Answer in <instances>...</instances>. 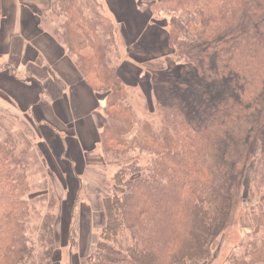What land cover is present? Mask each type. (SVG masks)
<instances>
[{
	"label": "trees",
	"instance_id": "1",
	"mask_svg": "<svg viewBox=\"0 0 264 264\" xmlns=\"http://www.w3.org/2000/svg\"><path fill=\"white\" fill-rule=\"evenodd\" d=\"M149 1L167 13H193L186 26L197 36L185 41L170 25L172 56L150 77L158 122L135 118L119 74L120 22L99 0H51L39 18L104 96V158H132L113 177L121 190L104 198L106 223L86 264H202L237 194L264 189V0ZM36 152L24 133L0 121V264L34 255L25 195L28 170L42 164ZM55 194L39 226L44 264H53L56 251ZM262 195L244 223L264 225ZM242 264H264V243Z\"/></svg>",
	"mask_w": 264,
	"mask_h": 264
},
{
	"label": "crops",
	"instance_id": "2",
	"mask_svg": "<svg viewBox=\"0 0 264 264\" xmlns=\"http://www.w3.org/2000/svg\"><path fill=\"white\" fill-rule=\"evenodd\" d=\"M99 1L121 23L120 35L125 42L130 40L133 47L129 49L128 45L125 57L130 59H123L119 67L122 82L128 87L142 81L149 85L148 77L142 78L137 64L155 61L161 63L160 68L166 67L165 58L168 60L173 53L167 25L151 23L154 18L136 0ZM50 5L51 0H2L0 96L17 112L29 114L37 127L46 124L49 132L53 130L46 143L49 148L53 146L54 152L59 153L55 148L60 142L56 129L66 135L73 133L74 138L65 137L69 143L59 148L61 153H65V158L71 154V160H78L79 167H84L82 174L96 175L104 164L98 155L105 99L92 89L65 47L40 27V14ZM150 89L149 85V92ZM93 154L101 161L92 168L86 161Z\"/></svg>",
	"mask_w": 264,
	"mask_h": 264
},
{
	"label": "rangeland",
	"instance_id": "3",
	"mask_svg": "<svg viewBox=\"0 0 264 264\" xmlns=\"http://www.w3.org/2000/svg\"><path fill=\"white\" fill-rule=\"evenodd\" d=\"M136 1L141 6V9L148 10V14H152L153 18H156L160 26L167 25V29L170 31L171 24L177 25L183 31L185 41L197 40V36L191 33L186 26L194 18L193 13H167L159 8L153 7L149 0ZM101 4L103 5L105 14L115 20L114 15L108 11L106 5ZM169 31H166V33H169ZM116 39L120 49V61L122 62L123 59L129 60L130 58L125 57V53L128 51V45H130L129 49H133V47H131L130 40L125 42L121 37L119 27H117ZM170 47L172 48L171 45ZM160 64L155 61L137 64L138 69L142 70V78L148 77L149 85L151 73H160L159 70H163V68H160L162 66ZM165 66H167V58H165ZM149 85L142 81L136 85L126 86L131 93L129 99L135 118L149 117L153 121L158 122L160 118H156L157 116L154 114L151 115L155 100L154 92L151 89L149 92ZM0 121L6 127H12L13 131L24 133L30 140L33 148L37 151L36 158L41 159L40 161L42 163L41 167L40 164L34 165L28 170L30 173V177L28 178L30 188L25 198L32 203V206L27 226L28 234L31 237V245L35 250L33 257L27 260L25 264H44L41 260L42 250L38 240L39 226L48 211L50 202L49 193L51 191L56 193L55 199L57 200L58 198L59 202V209L57 211L58 218L55 224L56 251L53 264H86V258L93 252L96 244L101 239V232L106 223L107 216L104 207V198L113 194L115 191L121 190L114 182L113 177L132 158L123 159L122 161H108L104 158L102 143L100 141V154L98 156H101L104 164L99 168L100 172L96 175L93 173L85 175L82 174L83 165L79 167L78 160L77 162L71 160V154L65 158V153H61L62 151L60 150L66 147L67 142L69 143L66 138H69V136L70 138H74L73 133L66 135V133L63 134V132L58 131L59 129H56L59 133L57 139L60 141L58 143L60 149L55 148L59 153L54 152L53 146L50 145L49 148L46 143V139L49 136L48 133L53 132V130L51 129L49 132L47 129L49 126L46 124H44L45 127H37L35 122L31 121L29 114L17 112L1 96ZM40 131H43L45 136ZM61 136L64 138L62 139ZM54 137L56 136L54 135L51 139ZM130 141L132 140L130 139ZM136 153L137 151L131 152V155L137 156ZM98 156H95V154L88 156L89 160L86 161L88 162V166L95 167V163L101 161V159L97 158ZM140 163L143 164L144 162ZM39 167H43L44 171L39 172ZM262 192H264L263 187H259L254 192L251 191V194L249 196L247 195L245 199L242 198V191L237 194L238 198L234 201L235 203L233 202L234 205L231 209L228 224L225 230L212 243L211 257L202 264H242V262L251 261L252 251L255 247L261 246L264 243V225L258 226L253 221H250L249 225L248 223H244V220L250 219L252 204L257 201L259 202ZM257 209L255 208L254 210Z\"/></svg>",
	"mask_w": 264,
	"mask_h": 264
}]
</instances>
